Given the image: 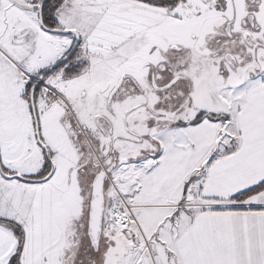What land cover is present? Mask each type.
<instances>
[{
    "label": "snow or ice",
    "instance_id": "snow-or-ice-1",
    "mask_svg": "<svg viewBox=\"0 0 264 264\" xmlns=\"http://www.w3.org/2000/svg\"><path fill=\"white\" fill-rule=\"evenodd\" d=\"M0 264H264V0H0Z\"/></svg>",
    "mask_w": 264,
    "mask_h": 264
}]
</instances>
